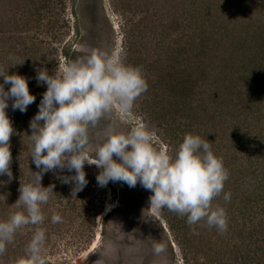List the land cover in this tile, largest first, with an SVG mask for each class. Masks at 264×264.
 I'll list each match as a JSON object with an SVG mask.
<instances>
[{
  "label": "rangeland",
  "instance_id": "obj_1",
  "mask_svg": "<svg viewBox=\"0 0 264 264\" xmlns=\"http://www.w3.org/2000/svg\"><path fill=\"white\" fill-rule=\"evenodd\" d=\"M215 28L228 33L217 45L210 44ZM258 31L264 35V0H0V68H7L10 57L23 62L8 71L27 77L36 96L26 113L14 111L9 100L14 178L7 182L6 176L0 177V220L16 210L20 182H30L32 172L38 170L31 162L29 125L47 86L38 84L37 69L54 72L59 64L93 49L122 56L125 63L142 71L147 91L135 101L130 114L114 110L90 129L91 146L110 127L127 132L144 125L152 134L154 148L174 153L193 124L177 104L181 90L171 96L175 90L164 84L172 83L167 82L166 52L175 46L181 52L190 42L201 47L208 35L209 46L223 58L222 49L238 35L246 41ZM159 71L164 73L162 83ZM199 88L197 84L195 93ZM167 94L171 99L166 106L162 102ZM218 99L208 97L198 112L191 113L201 119ZM256 104L253 116L238 129L241 136L235 130L237 147L229 144L231 140L216 152L212 149L222 158L228 152L225 149L230 150L229 159L223 160L229 173L223 193L230 192L231 198L225 202L221 193L214 201L226 209V232L201 226V222L194 226V234L186 218L166 208L150 207L151 193L139 184L130 188L109 182L101 188L96 181L99 169L85 164L88 183L76 193L72 183L58 178L71 175L67 170L43 175L45 187L54 185L49 202L42 206L47 264H264V87ZM54 213L61 216V222H51ZM33 230L30 225L17 233L0 255V264H15L24 255ZM154 245H160L162 251L157 253Z\"/></svg>",
  "mask_w": 264,
  "mask_h": 264
},
{
  "label": "clouds",
  "instance_id": "obj_2",
  "mask_svg": "<svg viewBox=\"0 0 264 264\" xmlns=\"http://www.w3.org/2000/svg\"><path fill=\"white\" fill-rule=\"evenodd\" d=\"M9 59L12 62L7 68H0V177L6 176L7 182L14 178L10 143L14 127L7 114L9 100L12 109L21 113H26L36 101L28 78L8 71L23 62ZM36 80L47 86L29 125L31 162L38 170L32 172L30 182H20L16 210L0 220V255L18 232L31 225L32 237L15 264H47L42 206L49 202L54 185L45 187L43 175L67 170L71 175L58 178L62 183H72L76 193L88 183L85 164L99 169L96 181L101 188L109 182L130 188L139 184L151 193L150 207L166 208L186 218L194 234V226L201 222V226L216 228L220 233L227 231L226 209L214 201L223 193L229 173L222 158L200 135L185 134L175 152L170 153L153 147L152 134L144 125L131 127L127 132L110 127L91 146L90 129L114 110L130 114L135 101L147 91L148 83L138 67L125 63L120 55L93 49L59 64L54 72L37 69ZM5 85L10 87L6 89ZM230 198V192L223 193L225 202ZM61 220L58 213L51 216L53 224ZM154 250L162 251L160 245H154Z\"/></svg>",
  "mask_w": 264,
  "mask_h": 264
},
{
  "label": "trees",
  "instance_id": "obj_3",
  "mask_svg": "<svg viewBox=\"0 0 264 264\" xmlns=\"http://www.w3.org/2000/svg\"><path fill=\"white\" fill-rule=\"evenodd\" d=\"M236 22L233 20L232 25ZM259 28L258 30H260ZM211 36V43L217 45L220 37L226 32L215 28ZM258 31L244 41V37H239L235 42L226 45L222 49L223 58H218L209 46V36H205L201 47L195 46L193 42L186 44L181 52L175 46L169 53L166 52L167 62L165 63L168 88L175 90L171 96H177L179 92L181 100L177 101L181 112L191 124V132L199 134L202 129V138L211 144V148L216 152L218 148L228 146L229 143L234 148L237 147L239 139H234L235 130L239 136L242 122L252 117L251 113L257 106L254 105L262 95L264 87V35ZM232 36V35H231ZM208 47V48H207ZM199 67V68H198ZM164 73L158 72V81L162 83ZM209 83L203 86L204 83ZM192 83V84H191ZM200 87L196 92V85ZM203 86V89H202ZM224 90L226 94L217 91ZM170 95H165L166 101L162 102L166 106L170 101ZM219 98L212 110H207L202 114L201 119L194 113L205 104L208 97ZM175 108L174 106H172ZM166 108V107H165ZM172 108V110H174ZM168 110V107H167ZM161 115L165 114L160 111ZM194 118V119H191ZM243 119V120H242ZM191 120V121H190ZM250 121V120H249ZM179 122L176 121V123ZM202 123V126L199 123ZM210 124V128L206 126ZM179 127L178 124L174 125ZM215 130H209L213 128ZM206 132V133H205ZM232 138V139H231ZM230 151L229 149H225ZM230 156V153H228ZM224 156L222 160L229 156ZM224 162V161H223Z\"/></svg>",
  "mask_w": 264,
  "mask_h": 264
}]
</instances>
